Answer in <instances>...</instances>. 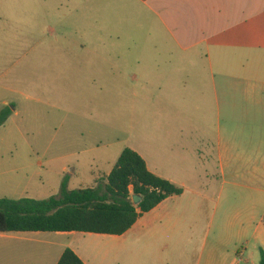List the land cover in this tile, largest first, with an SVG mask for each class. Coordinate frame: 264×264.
Returning <instances> with one entry per match:
<instances>
[{
	"label": "rangeland",
	"instance_id": "1",
	"mask_svg": "<svg viewBox=\"0 0 264 264\" xmlns=\"http://www.w3.org/2000/svg\"><path fill=\"white\" fill-rule=\"evenodd\" d=\"M114 8L112 0H0V111L6 102L12 108L0 128V200L59 197L66 181L69 191L96 187L127 148L162 160L163 173L181 181L184 144L213 155L221 129L243 114L242 102L264 99L263 84L218 74L216 101L213 92H191L203 100L197 114L211 117L195 123L201 139L181 143L177 118L194 109L182 113L181 95L168 87L181 76L139 68L150 60L130 52L140 44L130 42L127 24L115 26L128 19ZM231 130L244 131L241 124ZM231 139L243 151L264 143ZM195 174L216 179L220 172L212 162ZM27 238L0 234V264H43L46 246L35 241L70 242L50 233ZM200 254L192 251L191 261Z\"/></svg>",
	"mask_w": 264,
	"mask_h": 264
},
{
	"label": "crops",
	"instance_id": "2",
	"mask_svg": "<svg viewBox=\"0 0 264 264\" xmlns=\"http://www.w3.org/2000/svg\"><path fill=\"white\" fill-rule=\"evenodd\" d=\"M112 5L128 19L115 26L127 24L130 42L140 44V51L130 52L139 60H150L139 61V68L181 76L171 79L168 86L181 95L182 113L184 107L194 108L177 118L181 143L200 140L195 123L211 119L197 114L203 100L201 93L191 92L204 91L208 98L213 92L216 101L218 74L242 75L234 78L264 85V0H112ZM96 55L104 56L100 51ZM241 107L243 116L234 117L219 132L213 155L203 152L200 145H183L181 181L163 173L162 160L150 161L145 152L132 149L153 174L182 188L183 195L144 214L123 236L50 233L70 242L35 241L46 246L43 264H58L67 249L84 264H260L264 143L243 151L231 138L264 139V99L243 101ZM233 124H241L244 131L235 133ZM212 162L220 172L216 179L195 174ZM206 183L210 189L201 190ZM45 234L49 233H19V242H29L28 235ZM25 249L32 256L36 253L34 246ZM197 249L201 254L193 263L191 253Z\"/></svg>",
	"mask_w": 264,
	"mask_h": 264
},
{
	"label": "trees",
	"instance_id": "3",
	"mask_svg": "<svg viewBox=\"0 0 264 264\" xmlns=\"http://www.w3.org/2000/svg\"><path fill=\"white\" fill-rule=\"evenodd\" d=\"M12 115L11 106L0 111V128ZM184 190L153 174L146 161L132 149H125L104 183L69 191L63 183L59 197L48 200H0V234L84 233L123 236L140 217ZM141 198L139 205L133 198ZM58 264H84L67 249ZM260 264H264V252Z\"/></svg>",
	"mask_w": 264,
	"mask_h": 264
},
{
	"label": "water",
	"instance_id": "4",
	"mask_svg": "<svg viewBox=\"0 0 264 264\" xmlns=\"http://www.w3.org/2000/svg\"><path fill=\"white\" fill-rule=\"evenodd\" d=\"M133 200H134V204H135V205H139V203L141 202V198H140V197H137V196H135V197L133 198Z\"/></svg>",
	"mask_w": 264,
	"mask_h": 264
}]
</instances>
